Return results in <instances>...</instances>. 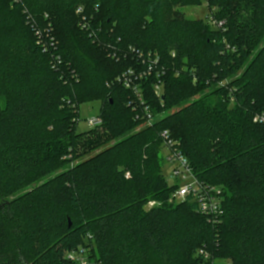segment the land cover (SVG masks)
<instances>
[{
	"label": "trees",
	"instance_id": "obj_1",
	"mask_svg": "<svg viewBox=\"0 0 264 264\" xmlns=\"http://www.w3.org/2000/svg\"><path fill=\"white\" fill-rule=\"evenodd\" d=\"M201 1L0 0V264H75L82 246L91 264H264V0L164 8ZM131 49L158 56L160 95L156 73L142 102L118 82L145 68ZM92 101L102 123L77 133ZM164 131L223 191L217 222L171 200Z\"/></svg>",
	"mask_w": 264,
	"mask_h": 264
},
{
	"label": "built area",
	"instance_id": "obj_2",
	"mask_svg": "<svg viewBox=\"0 0 264 264\" xmlns=\"http://www.w3.org/2000/svg\"><path fill=\"white\" fill-rule=\"evenodd\" d=\"M77 13L81 15L79 26L82 29H86L90 34H94L91 32V19L83 14V9L81 7L77 9ZM218 26H223V23L219 22ZM51 45H54L53 39H51ZM131 51L136 52L140 58H143V63H146L145 68L128 70L118 78V82L126 89L131 90L139 98L140 102H142L141 82L156 73L158 82L155 84L154 90L157 95H160L162 91L161 77L164 73H162L163 71H155V66L159 61L158 56L153 53L143 54L139 51L137 52L135 49H131ZM196 80L197 79L194 77L193 82L196 83ZM145 112L147 125H152L156 122L157 117L152 116L147 107L145 108ZM143 118H145V116ZM253 121L254 123L264 124V112L256 114ZM101 123L102 120L99 116L88 120V125L92 128L99 126ZM161 137L164 142V147L169 150L166 160L173 166L169 179L176 182L180 180L182 183V185L175 184L176 189L173 193V200L181 202L190 199L194 202L200 214L208 217L212 222H217L223 215V191L217 186L204 184L195 177L188 160L176 147L177 143L170 138L168 131H164ZM90 250L91 248L87 246L79 247L69 252L68 258L75 264H91L89 257ZM199 255L206 261H211V256L207 252L200 250ZM212 264L214 263L212 262Z\"/></svg>",
	"mask_w": 264,
	"mask_h": 264
},
{
	"label": "rangeland",
	"instance_id": "obj_3",
	"mask_svg": "<svg viewBox=\"0 0 264 264\" xmlns=\"http://www.w3.org/2000/svg\"><path fill=\"white\" fill-rule=\"evenodd\" d=\"M164 8H165V12L167 15H169L170 12L177 10L182 14V17L186 20H197V19L210 20L212 13L216 12V9L211 8L206 0H202L199 5H190V6L187 5V6H183V7H179V8H175V9L170 3L165 2ZM213 23L215 26L217 25V23H215V22H213ZM215 26H213V27H215ZM232 80L233 79L228 78L225 82L230 83ZM234 101H235L234 98H232L231 102H234ZM100 109H101V102L100 101H92V102H86V103L80 104V106H79V120H78L77 125H76V132L81 133V132L87 131L90 128H92L88 125V120L98 117L100 115ZM162 154L165 158H167V156L169 154V150L166 147H163ZM78 162H79V160L76 159L70 163V166L71 167L75 166ZM172 169H173L172 164L169 161H167L165 163L164 171L167 175V179H168L169 183L172 185H175V184L176 185H182L180 180H178L176 182V181H172L169 179V175H170V172L172 171ZM173 193L171 196V200H173ZM153 205H154V203L152 202V203L148 204L147 208H150ZM89 248H91V246ZM226 263L227 262H224L223 260L219 259L218 261H216L215 264H226Z\"/></svg>",
	"mask_w": 264,
	"mask_h": 264
}]
</instances>
